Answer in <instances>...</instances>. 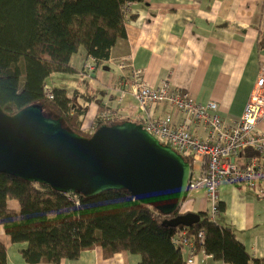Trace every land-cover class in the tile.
<instances>
[{
  "label": "trees",
  "instance_id": "1",
  "mask_svg": "<svg viewBox=\"0 0 264 264\" xmlns=\"http://www.w3.org/2000/svg\"><path fill=\"white\" fill-rule=\"evenodd\" d=\"M142 1L0 0L3 110L15 114L39 103L50 115L60 118L65 127L91 136L110 118V111L96 116L93 131L84 129L86 105L61 87L51 88V98L47 80L56 72H72V57L81 49L96 63L110 60L113 48L127 38L126 22L135 17L126 14L127 3ZM84 97L86 103L91 100ZM250 152L243 154L246 158L257 156L258 165L264 169L261 163L264 151L251 149ZM235 184L252 189L241 181ZM76 197L78 202L74 201ZM11 200L18 201L19 210L9 207ZM224 212V204L218 201L213 214L200 212L198 223L171 226L169 220L180 214V208L169 216L163 215L126 189L87 197L0 173V225L18 247L27 243L18 249L26 262L33 264H59L63 259H77L82 251L96 246L103 248L106 257L124 250L140 254L139 264H186L184 247L173 242L183 231L195 245L194 254L203 249L223 262L264 264V259L252 258L236 238L234 230L225 223ZM200 232L203 238L199 237ZM0 264H8L6 245L1 239Z\"/></svg>",
  "mask_w": 264,
  "mask_h": 264
},
{
  "label": "crops",
  "instance_id": "2",
  "mask_svg": "<svg viewBox=\"0 0 264 264\" xmlns=\"http://www.w3.org/2000/svg\"><path fill=\"white\" fill-rule=\"evenodd\" d=\"M131 14L135 17L126 22L127 38L113 48L110 60L96 63L81 49L72 58L74 70L70 73L78 75L75 83L70 89L60 86L88 108L83 128L94 129L96 116L104 111L111 112L108 123L117 119L116 122L130 120L144 124L150 116L163 117L167 113L173 114L175 124L180 122L181 114L169 106L151 104L150 115L140 107L133 94L131 69H119V58L128 59L135 69H142L149 84L158 86L167 79L173 86L189 90L197 102L215 100L224 122L233 125L242 116L264 70V46L260 47V43L264 45V0H144L132 4ZM86 60L94 63V71L84 69ZM84 96L91 100L86 103ZM192 129L201 137L208 134L204 128ZM259 129L264 132V122ZM253 157L249 156L248 160ZM261 163L264 164V158ZM205 188L193 194L189 189L180 213L208 211L210 202ZM221 188L219 201L225 206V223L231 226L252 258L264 259V196L227 181ZM189 196L192 199L187 200ZM8 205L14 210L20 208L16 200ZM0 239L6 245L8 264H33L26 262L18 249L27 243L18 247L3 225H0ZM183 253L189 259L188 248ZM140 261V254L128 250L106 257L103 248L96 246L82 251L77 259H63L59 264H139ZM186 264L234 263L215 259L200 249L193 262Z\"/></svg>",
  "mask_w": 264,
  "mask_h": 264
},
{
  "label": "water",
  "instance_id": "3",
  "mask_svg": "<svg viewBox=\"0 0 264 264\" xmlns=\"http://www.w3.org/2000/svg\"><path fill=\"white\" fill-rule=\"evenodd\" d=\"M0 173L87 197L126 189L169 216L186 200L192 169L183 154L143 123H104L88 137L35 103L15 114L0 105ZM200 220V213L186 212L169 224L191 226Z\"/></svg>",
  "mask_w": 264,
  "mask_h": 264
},
{
  "label": "built area",
  "instance_id": "4",
  "mask_svg": "<svg viewBox=\"0 0 264 264\" xmlns=\"http://www.w3.org/2000/svg\"><path fill=\"white\" fill-rule=\"evenodd\" d=\"M129 5L130 3L127 4L126 10L129 9ZM126 65L125 62L120 63L121 68H125ZM142 73L140 69L131 73L133 87L137 84L133 94L140 107L146 110L151 102L170 104L182 113L181 121L177 125L168 115L161 121H146L144 128L158 136L165 144L174 145L185 157L195 154V158L200 160L201 173L197 177L192 173L189 189L199 185L205 186L208 195L213 197V210L216 209V201L219 197L218 184L224 180L233 183L241 181L264 196V169L258 165L256 158L252 160L241 158L242 155L245 156L243 154L245 151L252 148L255 151H264V134L257 129L260 121L264 120L262 104L264 77H259L242 116L233 125H227L218 113L216 102L197 103L188 90L175 88L168 81L161 88L153 89V86L146 85L143 81ZM261 74L264 76V70ZM47 93L53 98L51 89H48ZM110 119L111 116L104 122L108 123ZM192 126H204L209 133L208 138L193 136L190 132ZM217 179L222 181L217 183ZM199 237H204L203 232L199 233ZM173 242L177 246H183L184 249L188 248L190 251L188 262H193L195 245L186 236V231H183L179 238L174 237Z\"/></svg>",
  "mask_w": 264,
  "mask_h": 264
},
{
  "label": "rangeland",
  "instance_id": "5",
  "mask_svg": "<svg viewBox=\"0 0 264 264\" xmlns=\"http://www.w3.org/2000/svg\"><path fill=\"white\" fill-rule=\"evenodd\" d=\"M130 3V5H129V9L128 10H126V14L128 15V14H131V11H132V4L133 3H136V2H129ZM129 3H127V4H129ZM127 6V5H126ZM74 55H76V54H74ZM74 57V56H73ZM72 57V58H73ZM128 57L129 58H132V52L128 55ZM92 60L94 61V59L92 58ZM122 62H125L127 65H126V67L125 68H120L119 67V65H120V63H122ZM71 64H72V60H71ZM81 64L79 63V66H80ZM84 69L85 70H87L88 72L89 71H94L95 70V68H96V66L94 65V63H92L91 61L89 62V61H85L84 62ZM117 65H118V67H119V69H122V70H125V69H127V68H130L131 69V73L134 71V70H136L135 68H134V66H133V64H131V63H129L128 62V59H124V58H119L118 59V62H117ZM264 65V64H263ZM262 65V66H263ZM92 67V68H91ZM262 68V67H261ZM139 70V69H138ZM140 70H142V69H140ZM143 71V70H142ZM131 73L129 74V77H130V79H131V81L133 82V80H132V77H131ZM260 76H262V77H264L262 74H260ZM259 76V77H260ZM76 77H78V75L76 74V73H70V72H56V73H54L52 76H50L49 78H48V80H47V83H48V88H52V87H55V88H59L60 86H62V85H65L66 86V88H69L70 89V87L75 83V81H76ZM141 77H142V79H143V81L144 82H146V85H150V86H153L152 88L153 89H159V88H161L164 84H167L166 83V81H168L169 83H170V81L169 80H167V79H165L164 81H162V83L160 84V85H158V86H154V85H152V84H149L146 80H145V78H144V71H143V73L141 74ZM258 77V78H259ZM171 84V83H170ZM260 84V83H259ZM172 85V84H171ZM173 86V85H172ZM173 87H175V86H173ZM264 87V86H263ZM136 88H137V84H135L134 85V91H136ZM175 88H178V87H175ZM189 91V90H188ZM263 91H264V89H263ZM190 92V91H189ZM191 93V92H190ZM192 94V93H191ZM192 96H193V94H192ZM193 98H194V96H193ZM195 99V98H194ZM251 98H249V100H250ZM137 100V99H136ZM196 100V99H195ZM249 100H248V102H249ZM216 102L215 100H212V101H208V102H206V103H200V102H197V103H200V104H208V103H210V102ZM248 102H247V104H248ZM139 103V102H138ZM217 103V102H216ZM157 105V106H169L171 109H174V110H177L180 114H181V118H182V113H181V111L178 109V108H176V107H174V106H171L170 104H157V103H153V102H151V103H149L148 104V106L145 108L146 110H144V111H146L147 112V114H151V106L150 105ZM247 104H246V106H247ZM263 104V110H264V102L262 103ZM140 105V104H139ZM217 105H218V103H217ZM246 106H245V108L244 109H246ZM44 112L45 113H48L47 112V110H46V107L44 106ZM218 113H219V115H220V117L222 118V120L224 121V118L221 116V114H220V112H219V106H218ZM48 114H50V113H48ZM168 115H170L171 117H172V119H173V122H174V117H173V114L172 113H167L165 116H163V117H149L148 119H147V121L148 122H155V121H161V119H163V118H165V117H167ZM85 118H86V116H85ZM263 119H264V117H263ZM181 121V120H180ZM120 122H122V121H120ZM120 122H118V123H120ZM146 122V121H145ZM264 122V120H261L260 121V123L258 124V130L260 131V133L261 134H264V132H262L260 129H259V125L261 124V123H263ZM105 123V122H104ZM175 124V123H174ZM179 124V123H178ZM177 125V124H176ZM228 125V124H227ZM192 128H195V129H199V128H204V130L205 131H207V129L204 127V126H200V127H196V126H192L191 127V130H190V132H191V134L193 135V136H196V137H200V138H202V139H207L208 138V136H209V133L207 134V136L206 137H201V136H199V135H197L194 131H193V129ZM88 129V128H87ZM94 129H92V131H93ZM208 132V131H207ZM152 133V132H151ZM153 134V133H152ZM154 135V134H153ZM155 136V135H154ZM157 138H158V136H156ZM172 147H174L176 150H177V148L174 146V145H171ZM253 149V148H252ZM254 150V149H253ZM249 151H251V149H249ZM255 151V150H254ZM247 156V155H246ZM246 156H244L243 157V155L241 156V158L242 159H246ZM188 158L191 160V169H192V173L194 174V176L195 177H197L199 174H200V170H201V162H200V160H198L197 158H195V154H193L192 156L191 155H188ZM253 158H256V159H258V157L257 156H254ZM241 159V160H242ZM241 160H240V162H241ZM236 162L238 161V160H235ZM258 163H259V161H258ZM262 172V171H261ZM220 181H222V179L221 180H219V179H217V183L218 182H220ZM224 181H227V182H229V183H231V184H233V185H236V186H239V185H237V184H235V183H233L232 181H230V180H224ZM224 181H222L220 184H218V190H219V195H220V191H221V184L224 182ZM200 189H202V187H201V185H199V186H197V187H195V188H193V189H191V194H193V192H196V191H199ZM205 191H207L206 190V188H205ZM207 197H208V200H209V206L207 207L208 208V212L210 213V214H213L214 213V210H213V197L210 195H208V193H207ZM77 199H78V197H76L75 199H74V201H76V202H78L77 201ZM188 199H192L190 196L187 198V200ZM219 199H220V197H218V200L216 201V206H217V204H218V201H219ZM180 210H181V208H180Z\"/></svg>",
  "mask_w": 264,
  "mask_h": 264
},
{
  "label": "bare ground",
  "instance_id": "6",
  "mask_svg": "<svg viewBox=\"0 0 264 264\" xmlns=\"http://www.w3.org/2000/svg\"><path fill=\"white\" fill-rule=\"evenodd\" d=\"M263 72V71H262ZM161 141V140H160ZM162 142V141H161ZM164 143V142H163ZM165 144V143H164Z\"/></svg>",
  "mask_w": 264,
  "mask_h": 264
}]
</instances>
